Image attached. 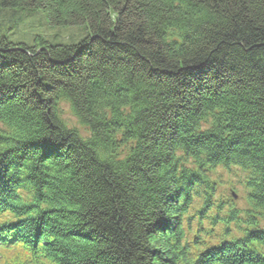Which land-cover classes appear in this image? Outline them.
Masks as SVG:
<instances>
[{
  "label": "trees",
  "instance_id": "16d2710c",
  "mask_svg": "<svg viewBox=\"0 0 264 264\" xmlns=\"http://www.w3.org/2000/svg\"><path fill=\"white\" fill-rule=\"evenodd\" d=\"M200 150L251 162L264 208V0H0V218L27 264L221 259L180 246Z\"/></svg>",
  "mask_w": 264,
  "mask_h": 264
},
{
  "label": "bare ground",
  "instance_id": "6f19581e",
  "mask_svg": "<svg viewBox=\"0 0 264 264\" xmlns=\"http://www.w3.org/2000/svg\"><path fill=\"white\" fill-rule=\"evenodd\" d=\"M223 253H227L229 256V259H232L233 257H235L238 253V249L236 247H230L226 250H220V251H214V253H212L211 257L215 258L218 254H223ZM263 257H264V252H263ZM251 263H255L254 260L251 261Z\"/></svg>",
  "mask_w": 264,
  "mask_h": 264
},
{
  "label": "rangeland",
  "instance_id": "374dc122",
  "mask_svg": "<svg viewBox=\"0 0 264 264\" xmlns=\"http://www.w3.org/2000/svg\"><path fill=\"white\" fill-rule=\"evenodd\" d=\"M63 109H64V112H65V111H67V109H66V107H65V106H63ZM67 117H68V118H70V116H69V115H68Z\"/></svg>",
  "mask_w": 264,
  "mask_h": 264
}]
</instances>
